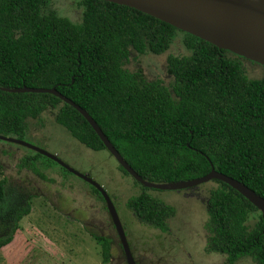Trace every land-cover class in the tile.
<instances>
[{
    "label": "trees",
    "instance_id": "16d2710c",
    "mask_svg": "<svg viewBox=\"0 0 264 264\" xmlns=\"http://www.w3.org/2000/svg\"><path fill=\"white\" fill-rule=\"evenodd\" d=\"M49 3L0 0V87L56 88L89 113L148 182L194 180L213 166L264 199V76H248L246 59L134 8L80 0L82 19L75 23L49 9ZM179 36L187 53L168 56V82L148 81L140 71L124 67L134 54L161 56ZM49 112L81 144L106 150L83 115L59 97L0 90L3 136L25 140L31 122ZM31 151L20 167L49 181L37 164L42 159L56 162ZM213 181L217 187L209 194L205 251L225 255L228 264L247 257L264 264V216L229 185ZM142 189L127 199L126 209L141 223L167 233L175 208L154 197L150 190L155 189ZM5 196L3 179L0 205ZM33 197L2 217L0 249L13 241L20 221L31 212ZM93 239L107 264L111 243L101 235Z\"/></svg>",
    "mask_w": 264,
    "mask_h": 264
},
{
    "label": "rangeland",
    "instance_id": "374dc122",
    "mask_svg": "<svg viewBox=\"0 0 264 264\" xmlns=\"http://www.w3.org/2000/svg\"><path fill=\"white\" fill-rule=\"evenodd\" d=\"M79 2L50 0L49 9L79 23L83 10ZM186 53L182 36H179L161 56L150 53L133 55L124 67L131 71L142 70L148 81L163 79L162 66L168 56ZM257 65L247 60L248 76L259 78L263 75L254 73V69L264 71ZM29 129V136L24 141L55 154L66 165L92 177L111 193L118 212L124 214L129 229L136 235L131 232L134 241L139 240L146 247L144 244L150 243L154 237L150 232L159 234L151 226L142 232L139 220L125 214L127 199L142 193L143 189L133 183L131 176L118 172L117 162L106 150L93 151L81 144L53 120L51 112L40 121H32ZM8 144L0 142V149H6V153L0 152V180H6V196L0 205V222L9 209L25 205L27 196L35 197L29 198L31 212L20 221L13 241L0 249V264H104L102 247L93 239V235H102L99 230L101 220L107 216L103 201L92 192V185L48 159L39 160L37 167L54 182L43 181L32 171L20 167L17 151ZM20 149L24 154L33 153L28 148ZM216 187L211 181L185 193L182 190H150L154 197L175 208V215L169 222L170 231L157 235L163 241L162 249H143L142 255L152 259L151 264H228L225 255L205 251L204 226L210 220L206 199ZM156 254L157 258L163 257L162 263L157 260ZM111 255L107 264H124L119 246L113 245ZM234 264L257 263L247 257Z\"/></svg>",
    "mask_w": 264,
    "mask_h": 264
},
{
    "label": "water",
    "instance_id": "95a60500",
    "mask_svg": "<svg viewBox=\"0 0 264 264\" xmlns=\"http://www.w3.org/2000/svg\"><path fill=\"white\" fill-rule=\"evenodd\" d=\"M106 2L134 8L140 12L150 15L162 22L170 24L177 30L204 40L219 49L227 50L248 61L264 67V0H103ZM0 90L9 93H48L59 97L64 102L70 104L92 126L106 149L110 152L119 166L143 188L162 191L188 190L213 180H219L229 185L239 192L250 203H252L264 216V199L249 189L243 183L217 172L214 167L209 174L204 177L164 184L148 182L141 178L132 167L121 156L113 146L107 136L103 133L96 121L89 113L66 98L57 91L51 89L35 88H2ZM0 140L24 146L37 153H40L57 164L73 173L80 179L95 187L103 196L107 203L108 210L113 219L118 232L121 245L125 254L127 264H136L131 252L125 231L120 221L119 215L114 207V203L107 191L92 177L81 174L66 165L56 155L51 154L24 140L0 135Z\"/></svg>",
    "mask_w": 264,
    "mask_h": 264
},
{
    "label": "flooded vegetation",
    "instance_id": "af4514ba",
    "mask_svg": "<svg viewBox=\"0 0 264 264\" xmlns=\"http://www.w3.org/2000/svg\"><path fill=\"white\" fill-rule=\"evenodd\" d=\"M134 56H138V55H136V54H134ZM129 60H131V59H129ZM129 62V61H128ZM253 63V62H252ZM258 67H260V68H264V67H262V66H260V65H257ZM162 68H163V70H162V72L165 74L164 76H163V79L162 80H164V81H167L168 82V80H170L172 77H170L168 74H167V60H166V62H165V64L162 66ZM252 69H254V68H252ZM136 71H139V70H136ZM141 73H142V75L144 76V78L145 79H147L146 77H145V75H144V73L142 72V70L140 71ZM262 72H264L263 70H261V69H259V70H256V69H254V73H258V74H263L262 76H264V73H262ZM161 79V78H160ZM156 80H158V79H155V80H150V81H156ZM1 135V134H0ZM10 137H13V136H10ZM15 138V137H14ZM0 142H2V143H10V142H7V141H2V140H0ZM8 145H10V146H12L16 151H17V153H18V161H19V164H20V161H21V158H23L24 156H25V154H24V152H22L21 151V149H20V147H23V148H26V147H24V146H21V145H17V144H14V143H10V144H8ZM1 147V146H0ZM106 148V147H105ZM27 149V148H26ZM5 150V151H4ZM30 151H31V149H30ZM106 151L110 154V152L106 149ZM0 152H4V153H6V149L5 148H3V149H0ZM33 154V153H32ZM55 155V154H54ZM110 156L113 158V156L110 154ZM114 159V158H113ZM115 160V159H114ZM116 161V160H115ZM118 164V163H117ZM119 166V165H118ZM27 171H30V170H28V169H26ZM34 173V172H33ZM35 174V173H34ZM37 175V174H36ZM38 176V175H37ZM39 177V176H38ZM49 177H51V176H49ZM40 178V177H39ZM52 179V178H51ZM50 179V180H51ZM195 189H196V187H195ZM191 190H194L193 188L191 189ZM187 192V191H189V190H182L181 192H183V193H185V192ZM107 193L110 195V198L112 199V201H113V203H114V207H115V209H116V211H117V213H118V215H119V218H120V221H121V223H122V226H123V229H124V231H125V234H126V237H127V240H128V243H129V246H130V249H131V252H132V254H133V257H134V259H135V261H136V264H151L152 262H153V260L152 259H147V256H145V255H142L143 254V249L145 248V249H148L149 247H151V248H160V249H162V245H163V241H162V239L160 238V237H158L157 235H159V234H165V233H163V231L162 230H160V229H158V228H155V227H153V228H155L156 230H158L159 231V234H154V233H152V232H150V235L152 236V235H154V237H153V239L150 241V243H145L144 245L146 246V247H143L141 244H140V242H139V240H136V241H134L133 240V237L131 236V232L133 231H131L130 229H129V227H128V225H127V223H126V221L124 220V218H123V213L122 212H118V209H117V207H116V202H115V200L112 198V196H111V193L110 192H108V190H107ZM209 194H210V192H209ZM27 197H29V196H27ZM100 197V196H99ZM100 199L103 201V208H104V210H105V212H106V216H107V218L105 217V219H103V220H101V224H100V231H102V235L101 236H103V237H106L108 240H109V242L111 243V248L113 247V245L115 244L117 247L119 246V249H120V251L122 252V254H123V263L124 264H127V261H126V258H125V254H124V251H123V248H122V245H121V241H120V238H119V235H118V232H117V230H116V227H115V225H114V222H113V219H112V217H111V214H110V212H109V210H108V207H107V203H106V201H105V199L103 198V196L102 197H100ZM22 203V202H21ZM206 203H207V205H208V203H209V196H208V198L206 199ZM126 209V208H125ZM127 211H126V215H129L132 219H136L137 217L136 216H134L132 213H130V211L128 210V209H126ZM208 211H209V205H208ZM170 220L171 219H169L168 220V226H169V222H170ZM137 221H138V218H137ZM140 222V224L141 225H139L140 226V228H141V230H142V232L143 231H145V230H147L148 229V226L149 225H146V224H144V223H141V221L139 220L138 221V223ZM152 227V226H151ZM204 230L206 231V244H207V238L209 237V232H208V229L206 228V225L204 226ZM170 231V228H168V230H167V233ZM166 233V234H167ZM132 234L134 235V236H136L133 232H132ZM158 241H160V242H158ZM156 252H159V251H156ZM216 254V253H215ZM145 256V257H144ZM112 258V257H111ZM156 258H157V254H156ZM111 260V259H110ZM157 260H159L161 263H162V260H163V257L161 256V257H159L158 256V258H157ZM167 263V262H166Z\"/></svg>",
    "mask_w": 264,
    "mask_h": 264
},
{
    "label": "crops",
    "instance_id": "0c3cea01",
    "mask_svg": "<svg viewBox=\"0 0 264 264\" xmlns=\"http://www.w3.org/2000/svg\"><path fill=\"white\" fill-rule=\"evenodd\" d=\"M25 155H32V154H27V153H26Z\"/></svg>",
    "mask_w": 264,
    "mask_h": 264
}]
</instances>
